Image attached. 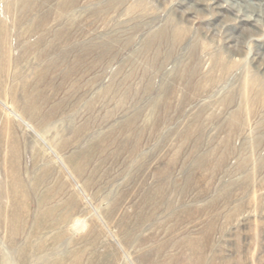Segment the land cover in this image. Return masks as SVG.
<instances>
[{
	"label": "rangeland",
	"instance_id": "obj_1",
	"mask_svg": "<svg viewBox=\"0 0 264 264\" xmlns=\"http://www.w3.org/2000/svg\"><path fill=\"white\" fill-rule=\"evenodd\" d=\"M0 264H264V0H0Z\"/></svg>",
	"mask_w": 264,
	"mask_h": 264
},
{
	"label": "bare ground",
	"instance_id": "obj_2",
	"mask_svg": "<svg viewBox=\"0 0 264 264\" xmlns=\"http://www.w3.org/2000/svg\"><path fill=\"white\" fill-rule=\"evenodd\" d=\"M263 4V3H262Z\"/></svg>",
	"mask_w": 264,
	"mask_h": 264
}]
</instances>
